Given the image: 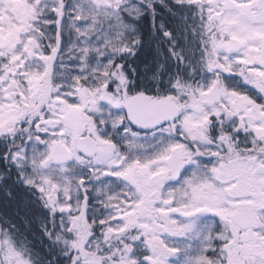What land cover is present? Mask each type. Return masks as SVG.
<instances>
[{
  "label": "snow or ice",
  "instance_id": "snow-or-ice-1",
  "mask_svg": "<svg viewBox=\"0 0 264 264\" xmlns=\"http://www.w3.org/2000/svg\"><path fill=\"white\" fill-rule=\"evenodd\" d=\"M25 3L20 20L0 0V29H20L0 43V103L38 113L0 130V264H264V39L248 34L264 0ZM44 93L83 105L84 127Z\"/></svg>",
  "mask_w": 264,
  "mask_h": 264
},
{
  "label": "rangeland",
  "instance_id": "rangeland-1",
  "mask_svg": "<svg viewBox=\"0 0 264 264\" xmlns=\"http://www.w3.org/2000/svg\"><path fill=\"white\" fill-rule=\"evenodd\" d=\"M11 3L13 7L10 9V11L17 17V19L24 20L28 18L31 14V6L26 5L25 0H11ZM226 4H231L232 1L225 0ZM7 21V18H5ZM221 23L225 24V28L227 29L230 27L233 23L234 20H229L228 17H225L224 21H221ZM247 29V26H242L240 29L237 31H245ZM20 29L17 28L15 24L11 25V28L8 30L7 33H4L3 29H0V43H4L5 41L8 40L9 36L14 35L15 32L19 31ZM233 34L237 35L236 32H233ZM249 36L251 35V30L248 31ZM70 58V56H69ZM67 63V61H66ZM68 72L69 76L71 75V69H66ZM210 78V74L206 76V78L203 80V82H207L208 79ZM17 79H20L17 77ZM56 80H61L64 79L63 76H56L54 77ZM226 80L229 83V86H236L239 90L244 91L245 89L242 87V84L237 77L235 80L231 79L226 75ZM41 83V74L37 72L34 77L31 79L29 84H21V89L25 91V95H28L27 90L30 88L32 92H37L39 91ZM17 91L16 87L14 86L13 88L10 89V92L15 93ZM87 93V90L82 89L80 95L84 96ZM5 93L0 92V97H3ZM90 95V94H89ZM40 98L47 102L50 106V108H53L56 103H59L62 107L63 112L65 113V118H72L70 119V123L72 124V127L74 129H80L84 127V120L81 116L82 113V108L83 105L76 104V105H71V104H65L63 101L57 102V101H50L47 97V94H41ZM26 105V106H25ZM21 112H29V113H36V105L33 103L31 99L27 101H20L19 98L17 97L15 102H10L9 103H0V130H7L9 123L12 118L19 116ZM38 114V113H36ZM27 119V117H25ZM49 123H55V121H49ZM18 127V126H17ZM113 183L119 186V184L113 180ZM251 187V185H249ZM94 199V198H93ZM242 207L246 208L247 205H242Z\"/></svg>",
  "mask_w": 264,
  "mask_h": 264
},
{
  "label": "trees",
  "instance_id": "trees-1",
  "mask_svg": "<svg viewBox=\"0 0 264 264\" xmlns=\"http://www.w3.org/2000/svg\"><path fill=\"white\" fill-rule=\"evenodd\" d=\"M191 39H192L191 36H189V40H191ZM184 44H185V41H184L183 38H181V39L178 41L177 48L179 49V47H180L181 45H184ZM173 66L176 67V62H175V61H173ZM180 67L183 68V66H180ZM183 71H184L185 75L187 76V69H186V68H183ZM207 75H208V73H206V72H205V73H201V72L199 71V69H197V72H196V74L194 75L193 79H195V80H202V81H203V80L206 78ZM29 199H31V197H29ZM6 200H9V198L6 197V196L4 195L3 192H0V203H3V202L6 201ZM10 204H11L12 206H14V207H17V208L19 209V211H20L22 214H23L24 212L30 210V215H33V216H34V215L37 214V211H38V210H37L33 205H31V204H28V205L24 206V205H23V202H22L21 199H20V197L17 196L15 193H14V198L10 200ZM33 227H34V228H37V225L34 223V224H33ZM37 232H38V228H37Z\"/></svg>",
  "mask_w": 264,
  "mask_h": 264
},
{
  "label": "flooded vegetation",
  "instance_id": "flooded-vegetation-1",
  "mask_svg": "<svg viewBox=\"0 0 264 264\" xmlns=\"http://www.w3.org/2000/svg\"><path fill=\"white\" fill-rule=\"evenodd\" d=\"M228 1H232V0H228ZM233 36H236V35L233 34ZM250 37L252 39H264V36L261 35V33H260V31L258 29H251Z\"/></svg>",
  "mask_w": 264,
  "mask_h": 264
},
{
  "label": "water",
  "instance_id": "water-1",
  "mask_svg": "<svg viewBox=\"0 0 264 264\" xmlns=\"http://www.w3.org/2000/svg\"><path fill=\"white\" fill-rule=\"evenodd\" d=\"M156 107H158V106H156ZM166 107H167V111L174 112L177 108V105L174 103H169V104H167Z\"/></svg>",
  "mask_w": 264,
  "mask_h": 264
}]
</instances>
